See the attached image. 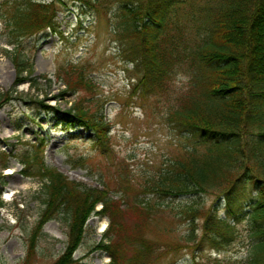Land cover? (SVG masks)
<instances>
[{
    "label": "trees",
    "instance_id": "1",
    "mask_svg": "<svg viewBox=\"0 0 264 264\" xmlns=\"http://www.w3.org/2000/svg\"><path fill=\"white\" fill-rule=\"evenodd\" d=\"M56 2L0 3V20L4 24L0 38L6 37V45L13 46L12 50L2 51L16 73L14 86L7 92L0 90V108L23 101L47 115L56 110L17 89L25 83L38 92L44 86H52L48 76H35L33 59L25 55L22 42L47 30L58 31ZM75 2L81 5L83 14L98 17L108 16L114 7L118 8L120 21L115 33L127 61L134 65L132 71L128 70L133 76L134 92L161 93L164 78L175 66L190 76L188 93L171 101L168 119L178 132L188 135L183 137V152L148 181L150 187L143 194H161L164 200L196 194L217 196L220 206L202 209L197 215L203 219L201 238L194 241L189 235L185 237L187 242L194 243L198 250L205 243L217 253L224 252L239 236L238 225L246 223L254 255L245 264H264V0H221L215 7L204 4L199 17L189 20L192 32L185 36L184 31L180 35L164 33L174 0ZM197 27L204 33L198 32ZM55 77L65 87L59 98L79 92L94 93L96 87L82 64L61 67ZM85 100L73 103L60 124L65 129L92 131L94 146L107 153L112 125L103 117L97 118L85 106ZM43 148L41 140L33 149L32 158L22 162L24 173L38 177L46 194L45 208L30 236L24 264L33 260L44 226L61 215L69 222V241L54 264H80L74 255L93 216L109 219L102 241L93 248V252L110 256L109 264H156L162 247L177 249L155 237L153 222L158 213H163L161 205L149 200L126 202L125 197L134 192L131 181L120 182L124 192L120 198L112 195L106 183L84 187L47 166ZM0 159L1 174L10 159H17V154L0 152ZM85 163L82 158L74 165L83 168ZM98 205H102L101 210H97ZM4 206L0 198V210Z\"/></svg>",
    "mask_w": 264,
    "mask_h": 264
},
{
    "label": "rangeland",
    "instance_id": "2",
    "mask_svg": "<svg viewBox=\"0 0 264 264\" xmlns=\"http://www.w3.org/2000/svg\"><path fill=\"white\" fill-rule=\"evenodd\" d=\"M56 1L58 31L47 30L22 42L25 55L33 59L35 76H48L52 79V86H44L40 92L32 90L29 83L17 87L19 92L28 94L32 99L43 100L45 105L56 110L47 115L37 106L23 101L0 108V152L17 154V159H10L8 168L0 174V198L5 203L0 210V264L25 263L30 236L45 208L46 194L39 178L27 176L22 163L32 158V151L41 140L44 141L43 159L46 165L70 180L87 188L106 183L115 198L124 194L120 182L131 181L134 192L125 197L127 203L149 200L161 205L163 213H158L153 222L157 233L154 236L177 249L172 251L167 246L162 247L156 264L247 263L254 255L252 239L247 233L249 224H239V236L228 250L220 253L205 243L198 250L194 243L185 239L189 235L194 241L201 238L203 219L197 215L202 209L220 206L217 196L196 194L164 200L161 194L150 197L143 194V190L150 187L148 181L166 170L170 162L183 152V137L188 135L178 132L168 119L171 101L187 94L191 86L188 72L179 71L175 66L164 78L161 93L144 95L141 90L134 92L133 76L129 72L134 65L127 61L122 42L117 40L115 33L120 21L118 8L114 7L108 16L98 17L83 14L81 5L75 0ZM174 1L176 4L167 17L164 33L180 35L184 31V36L192 32L193 24L189 20L199 17L202 5L215 7L221 2ZM3 30L4 24L0 20V33ZM197 31L204 33L199 27ZM6 40V37L0 38L2 92L10 90L16 81L12 62L2 51L4 48L13 49V46L6 45ZM71 63L87 68L96 84L94 93L79 92L75 96L59 98L65 87L57 83L55 74L59 68ZM39 81L45 82L41 78ZM82 98L86 99L85 106L91 108L97 118L103 117L112 125L107 153L94 146L92 131L65 129L60 124L63 114ZM31 117H35L37 122L34 123ZM82 158L86 160L85 167H76L75 161ZM8 194L11 196L7 198ZM101 208L99 205L97 210ZM103 221L109 224L108 219L96 216L88 221L83 243L74 255L80 264H109V256L93 252L107 229L100 230ZM69 232V222L64 215L48 222L30 264H54L68 245Z\"/></svg>",
    "mask_w": 264,
    "mask_h": 264
},
{
    "label": "bare ground",
    "instance_id": "3",
    "mask_svg": "<svg viewBox=\"0 0 264 264\" xmlns=\"http://www.w3.org/2000/svg\"><path fill=\"white\" fill-rule=\"evenodd\" d=\"M10 196H11V194H8L7 195V198L10 197ZM106 227H107V222L106 221H103L102 224H101V226H100V230L103 231V230L106 229Z\"/></svg>",
    "mask_w": 264,
    "mask_h": 264
}]
</instances>
